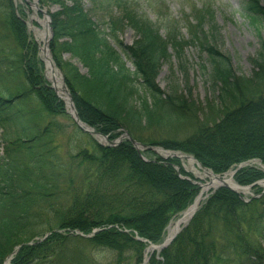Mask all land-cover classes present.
Here are the masks:
<instances>
[{
  "label": "trees",
  "instance_id": "1",
  "mask_svg": "<svg viewBox=\"0 0 264 264\" xmlns=\"http://www.w3.org/2000/svg\"><path fill=\"white\" fill-rule=\"evenodd\" d=\"M39 2L60 5L50 15L49 47L83 123L111 140L125 130L143 145L191 155L217 175L251 161L264 166V44L249 59L251 73L245 75L211 43V32L198 37L217 92L211 117L201 121L178 89L166 95L155 82L163 62L172 57L171 45L183 63L182 46L167 44L152 24L128 12L126 1H121L125 11L120 10V18L104 22L108 34L87 15L82 0ZM242 10L257 30L264 29V0H246ZM19 17L13 0H0V129L8 145L0 158V264L22 245L10 264H101L93 251L112 254L107 264H143L148 244L163 241L171 220L191 206L199 187L179 177L176 167L189 175L178 159L144 161L141 154H155H140L127 140L111 148L88 136L87 144L64 160L52 118L67 116L66 106L47 86L38 46ZM119 27L132 28L139 39L124 45ZM155 125L183 126L185 139L157 140L151 133ZM234 179L250 186L264 179V172L246 167ZM94 229L103 230L91 239L69 234L89 235ZM48 233L43 242L25 245ZM263 242L264 194L246 203L221 188L148 264H264Z\"/></svg>",
  "mask_w": 264,
  "mask_h": 264
},
{
  "label": "rangeland",
  "instance_id": "2",
  "mask_svg": "<svg viewBox=\"0 0 264 264\" xmlns=\"http://www.w3.org/2000/svg\"><path fill=\"white\" fill-rule=\"evenodd\" d=\"M17 1L13 0L14 9L18 17L20 16L26 24L30 16L35 13L34 9H32L33 7L26 6L27 9L23 5L26 3L24 0ZM121 1H126L125 4L130 14L135 16L138 15L143 22L152 24L159 31L162 39L165 40L167 44L177 41L182 46L183 63L181 64L176 58L174 50H172V45L169 44L171 46L168 52L172 57L169 61L163 62L155 82L159 89L166 95L170 94L172 89H178L179 94L183 96V100L187 104L192 102L195 105L198 112L197 115L199 116L197 117L201 121L205 120L207 117H211V115H209V106L215 103L217 92L214 91L215 88L210 82L209 75H207L210 73V67L207 63V56L201 50L198 37L201 38V36L211 32V43L216 46L221 53L228 55L231 58L232 65L238 73L245 75L251 73V66L248 62L249 59L255 56L260 50L262 44H264V29H261L260 31L257 30L247 18L242 16V4L246 0H82V3L87 15H89V17L100 26L102 32L108 34L109 31L106 30L104 22H109L110 17L120 18L122 16L120 10L125 11V9L123 4H121ZM38 6L42 11L46 12L50 21L51 13H56L61 10L60 5L52 4L51 2L44 7L38 2ZM26 28L29 38L36 44L37 40L34 37V33L28 29V26ZM39 28L43 29L42 27ZM48 28L51 29V36L53 34L51 23ZM202 31H204L205 34H203ZM118 37L120 42L128 46L133 45L139 39V36L132 28H124L123 30L120 28ZM112 44L116 47L115 42H112ZM36 45L38 46L37 59L44 63L42 75L45 78L47 86L51 89L53 84L48 78L46 64L42 58L41 48L43 47V44L40 45L37 43ZM64 59L74 64L81 74H87V70L82 64L70 54H65ZM125 61L127 62V59H125ZM203 66H206L207 73L203 70ZM126 67L131 71H134L129 62H127ZM14 81L16 82V80ZM139 96L144 97L145 94L140 92ZM140 97L137 98V105L142 103ZM148 102L150 103V100H148ZM52 119H55L57 122V126L55 129L52 128V130H54L53 133L57 136L56 141H58L59 154L64 160H66L71 154L76 153L78 146L82 148L87 144L89 135H83L79 132L77 133L76 129L78 128L69 115L58 116ZM151 130L152 136L156 137L157 140H170L176 138L179 140L185 139L183 135L185 128L183 126L162 127L155 125ZM1 131L2 129H0V158H3L4 156H2V154L6 152V149L8 150V145H6L1 139ZM74 132L77 133L75 135V140L73 137ZM122 134H124V132L119 130L117 133L118 137L110 140L115 141L120 138ZM89 138L92 139L91 136H89ZM161 155L162 159L167 156L166 154ZM143 157L145 159L152 158V160H156V158H159L160 156L146 155ZM5 162L7 161L4 160L3 163L5 164ZM180 163L184 172L190 176L183 177L191 179L197 187H199V191L201 190L200 186L202 184L210 183V180L202 175L203 170L201 169V165L195 164V169L199 172L196 174V172L189 167L188 160H180ZM244 167H256L257 169H262L259 162H250ZM235 169L236 168L231 169L226 174L233 172ZM53 175L56 176L54 173L52 176ZM225 175L223 177H225ZM48 176H51L50 172ZM263 181L264 179L259 180L254 183V185ZM261 190H263L261 187H258L257 190H255V188L250 189L248 195L245 197L246 200H251L252 197ZM211 195H213V189H210L205 197L208 199ZM196 199L197 197L194 201ZM194 201L191 205L194 204ZM204 201L202 202V205L207 200ZM57 204L59 205V203ZM183 214L184 212L173 217L169 226L175 224ZM168 228L166 235H164L165 239L168 236ZM43 238L44 237L35 238L33 242L39 241ZM93 253L95 256L94 258H96L101 264H107L113 261V255L108 252L93 251Z\"/></svg>",
  "mask_w": 264,
  "mask_h": 264
},
{
  "label": "bare ground",
  "instance_id": "3",
  "mask_svg": "<svg viewBox=\"0 0 264 264\" xmlns=\"http://www.w3.org/2000/svg\"><path fill=\"white\" fill-rule=\"evenodd\" d=\"M24 1L26 3L23 2L24 4L23 3L22 4L26 7L27 3H29L30 7H33L32 9H34V12H35L33 13L32 16H30L28 22L26 23L28 26V29L34 33V37L37 40L35 41L39 43L40 45H42L50 38L47 18L41 12L38 11L39 8L35 6V3L33 0L32 1L24 0ZM17 4H18V1H17ZM39 27H42L43 29H40ZM31 42L33 41L31 40ZM46 57H49V56L43 51L42 58L45 59ZM45 64H46V70L48 71V78L51 80L52 84L57 90V93L59 94L60 97H62L65 100L66 103H69L68 96L65 93V89L63 87V82H62V78H61L59 71L56 68H54V66L47 59H45ZM97 139L100 140V142L104 143V140L102 138H97ZM187 160H188L189 167L193 171H195L196 174H198L199 173L198 170L195 169V164L197 163L193 159H187ZM202 175L208 180H210L211 185L206 186V184H203L204 186L201 187V193L198 199L196 200V202L194 203V205L185 214H183L182 217L175 224H172L171 226H169L167 240L172 239L178 233L181 227L189 221L193 213L198 209L199 205L205 200L206 193L210 191L211 188H217L219 184H222L221 181L216 180L212 176V174H209L206 171H203ZM232 176H233L232 173L226 174L224 177V181H226L228 185H231L236 191L242 192L243 190L241 188H238L234 184Z\"/></svg>",
  "mask_w": 264,
  "mask_h": 264
},
{
  "label": "water",
  "instance_id": "4",
  "mask_svg": "<svg viewBox=\"0 0 264 264\" xmlns=\"http://www.w3.org/2000/svg\"><path fill=\"white\" fill-rule=\"evenodd\" d=\"M34 3H35V6L39 8V6H38V0H35ZM38 11L41 12L45 17H47V19H48V25H49L51 21L49 20V17L47 16L46 12H44V11H42V10H40V9H38ZM48 29H49V33L51 34V29H50V28H48ZM50 40H51V37H50V38L44 43L43 51L49 56V57H46L45 59H47V60H48L53 66H54V62H53V60H52V58H51V53H50V50H49V42H50ZM54 89H55V88H54ZM55 91H56V89H55ZM65 93H66L67 96H68V100H69V104H68V105H69V108H70V110H71V112H69V115L71 116V118H73V120L76 122V124L79 126V128H81V130H82L83 132L87 133V134L100 136V134L96 133L95 131H93V130H91V129H85V128L82 127L81 122H80L79 117H78V114H77V112H76L75 106H74V104H73L72 96H71L70 93L67 91V89H65ZM103 138H104L106 141H108V138H107V137H103ZM124 138L129 139V140L131 141V143L135 146V148L138 149V150H139V147H142V148L145 149V150H150V151H154V152L157 153V151H156L155 149L151 148V147H145V146H143V145H141V144H138L137 142H135L134 140H132V139L129 137V135H128L127 133H125L123 136H121L118 140H116V141H114V142H109V144H110L111 147H116V146H118V145L120 144L121 140L124 139ZM173 157H175V156H173ZM214 178H215L216 180H219V179H220V178H219L218 176H216V175H214ZM219 181H221L222 184L218 185V186H217L218 188H219V187H224V188L230 189V190L233 191V192H236L235 189L232 188L230 185H228L225 181H223V180H219ZM210 185H211V183L208 184V186H210ZM260 185L264 188V183H262V184H260ZM206 186H207V185H206ZM244 190H245V191H248L249 188H244ZM242 199H243V198H242ZM191 218H192V217H191ZM191 218H190V220H191ZM190 220H189V221H190ZM189 221H188V222H189ZM188 222H187V224H188ZM187 224H186V225H187ZM97 232H98V231H94L93 234H96ZM179 233H180V231H178V233H177L172 239L165 241L163 244H161V245H159V246H152V247H151V250H152V251H157L158 253L162 252L164 249H166V248H167V247L173 242V240L177 237V235H178ZM76 234L81 235V236L84 237V238L87 237V236H84V235L80 234L79 232H76ZM19 249H20V247L16 249L15 253H16L17 251H19ZM149 251H150V249L147 250V252H149Z\"/></svg>",
  "mask_w": 264,
  "mask_h": 264
}]
</instances>
